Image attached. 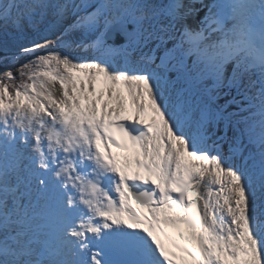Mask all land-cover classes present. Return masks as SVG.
Masks as SVG:
<instances>
[{"label":"snow or ice","instance_id":"6c2138e0","mask_svg":"<svg viewBox=\"0 0 264 264\" xmlns=\"http://www.w3.org/2000/svg\"><path fill=\"white\" fill-rule=\"evenodd\" d=\"M0 69V264H264V0H0Z\"/></svg>","mask_w":264,"mask_h":264},{"label":"trees","instance_id":"16d2710c","mask_svg":"<svg viewBox=\"0 0 264 264\" xmlns=\"http://www.w3.org/2000/svg\"><path fill=\"white\" fill-rule=\"evenodd\" d=\"M3 69H0V71H2Z\"/></svg>","mask_w":264,"mask_h":264}]
</instances>
